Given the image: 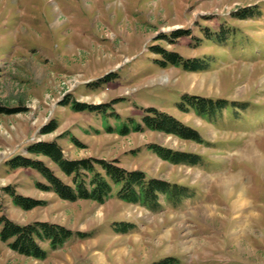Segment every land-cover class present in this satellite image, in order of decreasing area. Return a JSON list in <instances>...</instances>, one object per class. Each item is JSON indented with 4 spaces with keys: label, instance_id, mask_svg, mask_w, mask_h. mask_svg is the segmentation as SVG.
I'll return each instance as SVG.
<instances>
[{
    "label": "rangeland",
    "instance_id": "rangeland-1",
    "mask_svg": "<svg viewBox=\"0 0 264 264\" xmlns=\"http://www.w3.org/2000/svg\"><path fill=\"white\" fill-rule=\"evenodd\" d=\"M168 53L200 70L172 65ZM184 94L230 105L207 121L177 109ZM73 102L106 106L75 111ZM149 107L203 143L131 129ZM51 120L57 129L41 134ZM122 124L125 135L116 130ZM39 141H55L67 160H116L194 195L178 206L161 199L155 211L115 196L62 200L36 187L47 182L34 170L7 165L18 155L40 160L68 183L50 159L27 152ZM152 145L198 163L163 161ZM252 151L260 164L246 158ZM221 179L242 192L246 218H235ZM6 186L43 204L23 210ZM0 216L86 234L56 250L43 245L44 260L0 241V264H264V0H0Z\"/></svg>",
    "mask_w": 264,
    "mask_h": 264
},
{
    "label": "trees",
    "instance_id": "trees-1",
    "mask_svg": "<svg viewBox=\"0 0 264 264\" xmlns=\"http://www.w3.org/2000/svg\"><path fill=\"white\" fill-rule=\"evenodd\" d=\"M164 56L170 60L172 65L183 64L188 71L200 70L197 65H188L189 60H180L175 53H168ZM110 77L111 74H107L103 77V80L109 81ZM228 105L230 104L224 99L213 100L184 94L176 107L184 112L191 109L202 119L211 121L216 115L221 114ZM105 106L106 104L104 106H91L79 102L71 104L72 109L75 111L87 109L99 113L104 111ZM128 120L132 119L128 118ZM131 126L134 131L147 129L173 135L183 140L203 143L200 135L195 130L184 126L173 116L151 107L143 109L141 122L132 120ZM57 127V122L51 120L41 128L40 133H52ZM107 130L111 131V128L108 127ZM116 130L121 135L129 132L125 124H122ZM149 150L153 151L163 161L174 165L193 166L199 160L197 155L174 152L155 145L150 146ZM27 152L50 159L69 178V182L65 183L54 175L42 161L20 155L12 157L7 162L8 167L11 169L34 170L47 182V184L36 182L37 188L42 191L53 192L60 199L69 202L88 200L104 204L112 196H115L121 202L139 205L150 211H155L159 208L161 199L172 206H178L184 199L191 198L194 195L186 186L170 183L159 178H147L143 171L127 170L121 167L116 160H67L55 141L32 143L27 147ZM3 191L15 206L23 210H31L43 204L41 201L16 193L11 186H6ZM119 231L125 232L126 228L122 227ZM75 236L80 239L86 238V234L73 233L68 228L56 223L36 221L19 225L4 216H0V241L17 254L36 260H44L47 257V250L43 245L49 250H56Z\"/></svg>",
    "mask_w": 264,
    "mask_h": 264
},
{
    "label": "bare ground",
    "instance_id": "bare-ground-1",
    "mask_svg": "<svg viewBox=\"0 0 264 264\" xmlns=\"http://www.w3.org/2000/svg\"><path fill=\"white\" fill-rule=\"evenodd\" d=\"M246 158L249 161H253V162L256 161L258 164H260V162H259L260 161V157L256 153H254L253 151ZM232 182L233 181H226V180L221 179L220 185L225 189V193H227V196H229V198H233V200L231 201V208L233 209V212L235 213V218H239V217L246 218L247 214L243 216V212L242 211L247 208V203L248 202L243 199L242 192L238 191L237 193H234V194L232 192H230L231 190H229V187H230ZM201 211L203 213H209L210 212V208L209 207H205L204 209L202 208ZM249 214H251V213H249ZM234 227L237 229L240 226L236 225ZM236 229L231 231V233H230L231 239H236L237 236H239L238 235L239 232Z\"/></svg>",
    "mask_w": 264,
    "mask_h": 264
}]
</instances>
